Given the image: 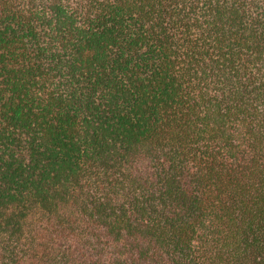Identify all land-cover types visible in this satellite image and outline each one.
<instances>
[{"label":"trees","instance_id":"trees-1","mask_svg":"<svg viewBox=\"0 0 264 264\" xmlns=\"http://www.w3.org/2000/svg\"><path fill=\"white\" fill-rule=\"evenodd\" d=\"M0 264H264V0H0Z\"/></svg>","mask_w":264,"mask_h":264}]
</instances>
